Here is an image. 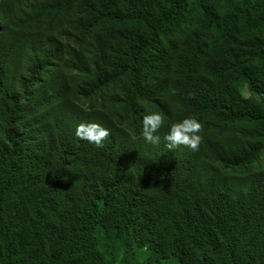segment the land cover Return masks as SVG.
Segmentation results:
<instances>
[{"label": "trees", "instance_id": "trees-1", "mask_svg": "<svg viewBox=\"0 0 264 264\" xmlns=\"http://www.w3.org/2000/svg\"><path fill=\"white\" fill-rule=\"evenodd\" d=\"M0 264H264V0H0Z\"/></svg>", "mask_w": 264, "mask_h": 264}, {"label": "clouds", "instance_id": "clouds-1", "mask_svg": "<svg viewBox=\"0 0 264 264\" xmlns=\"http://www.w3.org/2000/svg\"><path fill=\"white\" fill-rule=\"evenodd\" d=\"M167 124V132L164 135L165 146L169 150L178 145H184L196 151L201 141V123L194 117H184L174 122H169L164 113L149 111L142 118L140 135L151 144L160 141L157 130ZM74 135L97 147L102 146L104 139L109 135V129L95 121H81L74 129Z\"/></svg>", "mask_w": 264, "mask_h": 264}, {"label": "rangeland", "instance_id": "rangeland-1", "mask_svg": "<svg viewBox=\"0 0 264 264\" xmlns=\"http://www.w3.org/2000/svg\"><path fill=\"white\" fill-rule=\"evenodd\" d=\"M246 94H248V91H246Z\"/></svg>", "mask_w": 264, "mask_h": 264}]
</instances>
